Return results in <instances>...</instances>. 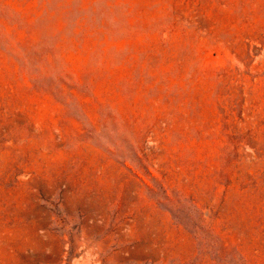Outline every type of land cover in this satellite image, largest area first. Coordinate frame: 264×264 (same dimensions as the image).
Here are the masks:
<instances>
[{"label":"rangeland","instance_id":"374dc122","mask_svg":"<svg viewBox=\"0 0 264 264\" xmlns=\"http://www.w3.org/2000/svg\"><path fill=\"white\" fill-rule=\"evenodd\" d=\"M0 264H264V0H0Z\"/></svg>","mask_w":264,"mask_h":264}]
</instances>
